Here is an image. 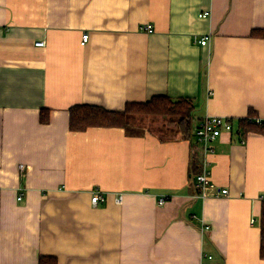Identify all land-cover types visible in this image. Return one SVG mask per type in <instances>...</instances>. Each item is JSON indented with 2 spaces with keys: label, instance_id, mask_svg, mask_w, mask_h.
<instances>
[{
  "label": "crops",
  "instance_id": "crops-1",
  "mask_svg": "<svg viewBox=\"0 0 264 264\" xmlns=\"http://www.w3.org/2000/svg\"><path fill=\"white\" fill-rule=\"evenodd\" d=\"M262 29L264 0H0V264H264ZM154 96L190 102L186 137L69 129L72 107ZM207 116L232 125L210 152ZM204 170L226 194L199 195Z\"/></svg>",
  "mask_w": 264,
  "mask_h": 264
},
{
  "label": "trees",
  "instance_id": "trees-1",
  "mask_svg": "<svg viewBox=\"0 0 264 264\" xmlns=\"http://www.w3.org/2000/svg\"><path fill=\"white\" fill-rule=\"evenodd\" d=\"M251 36L264 38V29L253 30ZM191 113L192 105L186 99L171 100L164 96H154L145 103H127L121 112L108 111L94 106H75L69 109L68 123L71 131H85L89 128H122L128 130L131 116H169L175 119L177 128L186 137L191 130ZM47 121L48 114L42 111L40 122L46 123ZM246 127L252 131L261 132L259 127L255 125L247 124ZM259 255L261 259H264V207H262L260 216ZM39 264H56V262L52 258H40Z\"/></svg>",
  "mask_w": 264,
  "mask_h": 264
},
{
  "label": "built area",
  "instance_id": "built-area-1",
  "mask_svg": "<svg viewBox=\"0 0 264 264\" xmlns=\"http://www.w3.org/2000/svg\"><path fill=\"white\" fill-rule=\"evenodd\" d=\"M208 16L207 12L198 15L200 18H206ZM148 33H152L153 29L151 25H146L142 28ZM88 35H82V42H86ZM206 40H201L200 45L204 46ZM43 42L36 43L37 46H43ZM232 130V125L229 120L222 117L207 116L205 117L197 126L195 131V139L198 144L201 145L204 152H210L212 150V142L220 136L222 132H230ZM20 169L23 168L22 165L19 166ZM197 187L199 188V195L202 198H206L209 194L211 195H223L227 193L226 189H217L213 183L208 179V173L204 170L201 174L196 177ZM20 200V197H18ZM259 200L264 202V195L259 197ZM105 202V197L102 193L94 191L91 194V204L93 206L102 205ZM115 202L120 204L121 196H117ZM164 199H160L158 204L162 205ZM256 219H252L250 223H255Z\"/></svg>",
  "mask_w": 264,
  "mask_h": 264
},
{
  "label": "rangeland",
  "instance_id": "rangeland-1",
  "mask_svg": "<svg viewBox=\"0 0 264 264\" xmlns=\"http://www.w3.org/2000/svg\"><path fill=\"white\" fill-rule=\"evenodd\" d=\"M163 117H165V118H163ZM155 118H157L158 123L157 122H154V121H156ZM143 121H141V124H136V125H140L138 130L150 129V127L152 125H154V124H157V125L158 124L169 125L170 123L172 124L173 122H175V119L172 118V117H169V116H148L147 122L145 120V122H146L145 124L143 123ZM151 121H153V122H151ZM169 121H170V123H169Z\"/></svg>",
  "mask_w": 264,
  "mask_h": 264
}]
</instances>
